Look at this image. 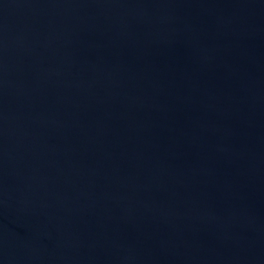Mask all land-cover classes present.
Returning <instances> with one entry per match:
<instances>
[{
  "label": "water",
  "instance_id": "95a60500",
  "mask_svg": "<svg viewBox=\"0 0 264 264\" xmlns=\"http://www.w3.org/2000/svg\"><path fill=\"white\" fill-rule=\"evenodd\" d=\"M0 264H264V0H0Z\"/></svg>",
  "mask_w": 264,
  "mask_h": 264
}]
</instances>
